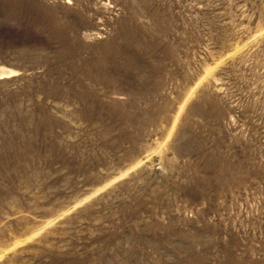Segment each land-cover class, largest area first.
<instances>
[{
  "label": "rangeland",
  "instance_id": "rangeland-1",
  "mask_svg": "<svg viewBox=\"0 0 264 264\" xmlns=\"http://www.w3.org/2000/svg\"><path fill=\"white\" fill-rule=\"evenodd\" d=\"M0 264H264V0H0Z\"/></svg>",
  "mask_w": 264,
  "mask_h": 264
},
{
  "label": "snow or ice",
  "instance_id": "snow-or-ice-1",
  "mask_svg": "<svg viewBox=\"0 0 264 264\" xmlns=\"http://www.w3.org/2000/svg\"><path fill=\"white\" fill-rule=\"evenodd\" d=\"M69 2H71V0H69Z\"/></svg>",
  "mask_w": 264,
  "mask_h": 264
}]
</instances>
